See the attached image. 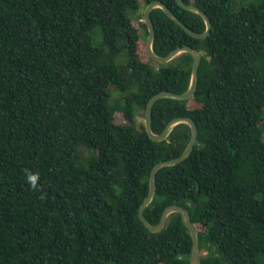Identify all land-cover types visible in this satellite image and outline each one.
Wrapping results in <instances>:
<instances>
[{"label": "trees", "instance_id": "trees-1", "mask_svg": "<svg viewBox=\"0 0 264 264\" xmlns=\"http://www.w3.org/2000/svg\"><path fill=\"white\" fill-rule=\"evenodd\" d=\"M149 1L0 0V264H193L180 213L156 232L138 216L153 165L190 137L179 122L155 141L137 120L154 93H181L191 76L189 52L165 63L146 52ZM161 1L205 30L198 13ZM183 1L207 14L209 34L192 37L155 7L152 50L195 47L197 85L155 100L150 127L189 116L198 132L187 158L157 170L143 214L155 225L183 206L202 264H264V0Z\"/></svg>", "mask_w": 264, "mask_h": 264}, {"label": "water", "instance_id": "water-1", "mask_svg": "<svg viewBox=\"0 0 264 264\" xmlns=\"http://www.w3.org/2000/svg\"><path fill=\"white\" fill-rule=\"evenodd\" d=\"M175 1L181 7L198 13L201 16V18L204 20L206 27H205L204 31H200V32L191 29L186 24H184L168 8V6H166L161 0H151L145 6L144 11H143V21L145 22L146 27H147V36L145 39V48H146V52L148 53L150 58L153 59L154 61L158 62V63H165V62L169 61L170 59H172L177 54H179L180 52L186 51V52H189L191 54L192 63H191L190 82H189L188 88L185 91H183L181 93H176V92H172L169 90H160V91H157L156 93H154L149 98V100L147 101L146 107H145V112H144V126H145V130H146L147 134L149 135V137L151 139H153L155 141H161L168 135V132L170 131V129L172 128L173 125H175L179 122H185L189 125L190 137H189V140H188L185 148L177 157L158 161L157 163H155L153 165L152 169L150 170V174H149L148 192H147V195L144 197L142 203L139 206L138 216H139V219L144 223V225L151 232H156V231H160L165 226L166 217L169 213H171V212L180 213L182 222L186 226V228L188 229L189 235L191 238L190 254H191L192 262H193V264H202L201 259H200V253H199L198 229L194 225V223L191 221L187 210L183 206L178 205V204L167 205L161 214L160 221L155 225L150 224L149 221L147 220V218L143 214L144 207L151 201V199L154 195L155 189H156V172H157V170L159 168H161L162 166L175 164V163L181 162L182 160L187 158L193 149V146H194V143H195L196 137H197V132H198L196 123L189 116H177V117L172 118L171 120H169L167 122V124L164 126L163 130L158 134L154 133L150 127L151 110H152V105L155 102V100H157L158 98H161V97H171V98H176V99H187L193 95L194 90H195L196 85H197L198 64H199V60H200L199 51L195 47H192L190 45L178 46L175 49L171 50L166 55H157L156 53L153 52L152 40H153V36H154V25H153L152 20L150 18L151 9L155 8V7L161 8L165 12V14L168 17H170L171 19H173L178 25H180L185 32H187L189 35H191L192 37H195V38L206 37L209 34L210 28H211V22H210L209 17L198 6H196L194 4H188V3L184 2L183 0H175Z\"/></svg>", "mask_w": 264, "mask_h": 264}, {"label": "clouds", "instance_id": "clouds-1", "mask_svg": "<svg viewBox=\"0 0 264 264\" xmlns=\"http://www.w3.org/2000/svg\"><path fill=\"white\" fill-rule=\"evenodd\" d=\"M23 174L24 177L26 179V182L29 186V189L32 191H40L41 195H40V199L44 200L46 199V195L44 194V192L41 189L40 186V174L38 171H32L31 169L28 168H24L23 170Z\"/></svg>", "mask_w": 264, "mask_h": 264}, {"label": "rangeland", "instance_id": "rangeland-1", "mask_svg": "<svg viewBox=\"0 0 264 264\" xmlns=\"http://www.w3.org/2000/svg\"><path fill=\"white\" fill-rule=\"evenodd\" d=\"M259 1L260 0H246L243 3H248V2L257 3ZM91 39H92V43L94 45H100L101 44V42H102V36H101L100 28L98 26L94 27L91 30ZM262 114L264 116V110H263V113ZM137 120L144 122V116H138L137 117ZM114 121H115V123H120L122 121V117H121V115L119 113L115 115ZM262 140H264V129H263V132H262Z\"/></svg>", "mask_w": 264, "mask_h": 264}]
</instances>
